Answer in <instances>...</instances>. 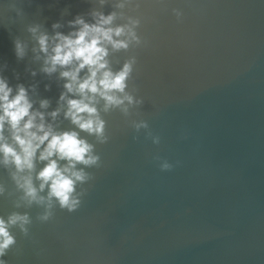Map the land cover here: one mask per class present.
<instances>
[{
  "label": "water",
  "instance_id": "1",
  "mask_svg": "<svg viewBox=\"0 0 264 264\" xmlns=\"http://www.w3.org/2000/svg\"><path fill=\"white\" fill-rule=\"evenodd\" d=\"M94 12L114 13L112 27L135 33L107 58L113 73L131 65L125 93L116 95L133 103L105 112L100 100L102 137L63 113L54 122L78 131L98 157L77 165L86 179L75 186L73 211L49 201L47 188L38 193L43 203H30L13 179L29 173L0 164V218L29 220L23 230L9 226L14 244L0 259L264 264V0H0V77L27 89L46 117L60 107L66 81L59 69L42 71L36 37L68 35L70 21L93 23ZM41 167L31 173L37 189Z\"/></svg>",
  "mask_w": 264,
  "mask_h": 264
},
{
  "label": "clouds",
  "instance_id": "2",
  "mask_svg": "<svg viewBox=\"0 0 264 264\" xmlns=\"http://www.w3.org/2000/svg\"><path fill=\"white\" fill-rule=\"evenodd\" d=\"M92 17L93 23H87L82 17L70 21L69 26L75 30L68 35L57 32L51 38L46 34L36 37L39 51L45 57L42 71L52 75L59 69V78L66 81L58 101L60 107L47 113V117L45 112L34 109L27 89L18 85L14 90L0 77V164L13 165L17 173H29L13 179L30 203H43L45 198L38 193L47 188L49 201L55 199L61 208L75 210L79 204L73 195L75 186L86 179L77 165L91 166L98 160L92 155L93 146L80 138L78 131L57 130L54 122L61 113L79 131L102 137L105 123L97 108L100 100L104 101L105 112L122 106L125 101L133 103L131 96L116 95L125 93L131 65L126 63L119 72L113 73L107 58L110 48L113 51L128 48V40L120 37L127 35L136 39L135 33L127 26L112 27L114 13L105 16L94 12ZM30 31L35 34L37 29ZM15 47L17 57L22 59L23 45L17 41ZM48 107L47 100L40 102V109ZM37 164L43 165L35 177L40 182L39 189L34 186L31 175ZM28 222L26 215L14 214L7 221L0 218V257L14 244L9 226L20 223L23 230ZM0 264H5L3 259Z\"/></svg>",
  "mask_w": 264,
  "mask_h": 264
}]
</instances>
